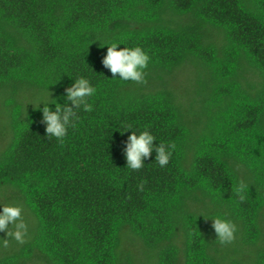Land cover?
<instances>
[{"label": "trees", "instance_id": "16d2710c", "mask_svg": "<svg viewBox=\"0 0 264 264\" xmlns=\"http://www.w3.org/2000/svg\"><path fill=\"white\" fill-rule=\"evenodd\" d=\"M110 41L148 52L146 83L112 80ZM80 76L93 111L47 138L38 99ZM145 129L176 148L133 171ZM0 205L28 225L0 264H264V0H0Z\"/></svg>", "mask_w": 264, "mask_h": 264}, {"label": "clouds", "instance_id": "9594fccd", "mask_svg": "<svg viewBox=\"0 0 264 264\" xmlns=\"http://www.w3.org/2000/svg\"><path fill=\"white\" fill-rule=\"evenodd\" d=\"M123 41L107 42V53L102 59L104 68L112 74V80L146 83V72L151 62V56L141 46L121 47ZM103 48V47H101ZM73 82L65 89L64 94L53 99V95H41L37 101V107L42 113L41 123L45 126L46 137L54 138L59 142L67 137L69 129H75L80 122L81 111L92 112L93 105L89 98L97 93L96 86L85 76L72 79ZM63 99L64 103L59 102ZM43 105L41 108L40 106ZM54 106V107H53ZM129 129L131 125L128 126ZM127 132V131H126ZM157 138L150 130L145 129L137 133L131 130V135L124 141L122 152L126 160V168L133 171L145 166V161L155 153V162L160 167L169 164L175 143H157ZM243 185L237 189L240 200H244ZM0 246L9 247L12 241L24 244L28 236V225L22 219L23 208L18 205H0ZM216 240L221 245H230L236 240L238 232L237 224L225 216H215L210 219Z\"/></svg>", "mask_w": 264, "mask_h": 264}]
</instances>
